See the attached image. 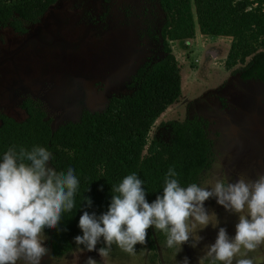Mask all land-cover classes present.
<instances>
[{
  "label": "rangeland",
  "instance_id": "obj_1",
  "mask_svg": "<svg viewBox=\"0 0 264 264\" xmlns=\"http://www.w3.org/2000/svg\"><path fill=\"white\" fill-rule=\"evenodd\" d=\"M164 22L157 0H60L39 23L27 26L26 34L0 29V113L22 121L26 113L21 104L29 99L45 110L55 129L77 121L83 111L102 112L112 97L133 92L128 84L138 67L163 57L160 33ZM230 42L231 38L198 34L170 43L180 67L182 92L148 136V142L164 138L167 133L162 124L169 121L205 119L212 157L210 168L199 178L200 185L213 174L230 182L240 175L255 179L264 174V85L242 81L225 70ZM205 207L210 213L215 211L220 223L198 232L203 240L196 248L184 244L182 250L174 247L169 252L158 244V259L151 262L145 245L137 244L129 254L113 244L103 260L98 250L79 248L54 257L46 239L44 247L50 254L41 264H86L88 257L97 264H181L185 257L189 264H199L219 227L234 237L238 223V216L215 198L206 201ZM248 256L254 264H264V245Z\"/></svg>",
  "mask_w": 264,
  "mask_h": 264
},
{
  "label": "trees",
  "instance_id": "obj_2",
  "mask_svg": "<svg viewBox=\"0 0 264 264\" xmlns=\"http://www.w3.org/2000/svg\"><path fill=\"white\" fill-rule=\"evenodd\" d=\"M60 0H0V29L26 34L27 26L37 24ZM165 14L161 30L163 57L144 63L136 71L133 93L109 99L102 112L83 111L77 121H68L55 130L45 110L32 100L21 104L26 118L17 121L0 114V160L15 146L29 151L33 146L47 148L53 158L48 166L57 172L73 168L80 181L76 207L63 214L58 229H45L50 251L62 257L82 236L79 219L84 211L97 216L111 203L112 187L132 173L144 181L146 198L153 202L162 195L164 177L174 167L183 186L198 183L211 166L212 142L207 122L196 116L162 124L168 141L149 133L165 110L181 96L182 77L170 43L192 39L196 25L202 35L230 37L224 68L242 81L264 85V0H157ZM145 152V154H144ZM102 188V190H101ZM85 198L92 201L88 206ZM167 251L166 236L155 228L148 230L149 260L158 259L157 246ZM106 246L101 239L97 245Z\"/></svg>",
  "mask_w": 264,
  "mask_h": 264
},
{
  "label": "clouds",
  "instance_id": "obj_3",
  "mask_svg": "<svg viewBox=\"0 0 264 264\" xmlns=\"http://www.w3.org/2000/svg\"><path fill=\"white\" fill-rule=\"evenodd\" d=\"M53 154L45 147H10L0 160V264H41L49 255L44 247L45 229H58L63 214L76 207L80 181L73 168L57 172L49 167ZM174 167L164 177L162 195L149 203L144 181L137 174L125 176L112 187L108 210L97 216L84 211L79 219L82 236L77 246L88 252L98 249L104 260L115 244L124 252L134 253L136 245H146L148 230L155 228L166 236L167 247L190 244L196 248L203 240L198 232L209 225L219 226L215 211L205 202L215 198L227 212L238 216L235 235L219 227L214 243L206 245L199 264H254L248 253L264 245V174L255 179L240 175L230 182L213 174L203 185L183 186ZM102 190V188H101ZM89 207L92 201L85 198ZM86 264H97L88 257ZM181 264H189L185 257Z\"/></svg>",
  "mask_w": 264,
  "mask_h": 264
},
{
  "label": "flooded vegetation",
  "instance_id": "obj_4",
  "mask_svg": "<svg viewBox=\"0 0 264 264\" xmlns=\"http://www.w3.org/2000/svg\"><path fill=\"white\" fill-rule=\"evenodd\" d=\"M105 2H106V0H105ZM47 13V12H46ZM39 23V22H38ZM6 28H8V27H6ZM6 28H1V29H6ZM10 29V28H9ZM162 30V29H161ZM13 32V31H12ZM160 38H161V33H160ZM161 45H162V43H161ZM159 61V60H158ZM145 63H147V62H145ZM150 63V62H149ZM144 64V63H143ZM142 64V65H143ZM141 65V66H142ZM140 66V67H141ZM139 68V67H138ZM137 68V69H138ZM137 71V70H136ZM136 71H135V74H136ZM135 74L132 76V78H131V81L129 82V84H128V87L130 88V89H132L133 91H134V89L131 87V84L133 83V77L135 76ZM233 76V75H232ZM238 77V76H237ZM245 82H247V81H245ZM133 93V92H132ZM131 93V94H132ZM126 96H128V95H126ZM124 97V96H123ZM117 98H121V97H117ZM0 114H3V113H0ZM194 117V116H193ZM196 117H198V116H196ZM190 118H192V117H190ZM198 118H200V117H198ZM187 119V118H186ZM201 119H203V118H201ZM203 120H205V119H203ZM184 121V120H183ZM206 121V120H205ZM169 122H171V121H169ZM181 122V121H180ZM207 122V121H206ZM166 123H168V122H166ZM207 125H208V123H207ZM165 128V127H164ZM165 130H166V133L167 134H165V136H164V138L163 137H154V138H159V139H161V140H163V141H168V139H169V131L167 130V128H165ZM206 133H207V129H206ZM208 136V135H207ZM166 137V138H165ZM211 141V140H210ZM212 157V156H211Z\"/></svg>",
  "mask_w": 264,
  "mask_h": 264
},
{
  "label": "crops",
  "instance_id": "obj_5",
  "mask_svg": "<svg viewBox=\"0 0 264 264\" xmlns=\"http://www.w3.org/2000/svg\"><path fill=\"white\" fill-rule=\"evenodd\" d=\"M200 35V36H204V37H209V36H205V35H202L200 32H199V29H198V27H196V29H195V35ZM219 37H224V36H219ZM218 37V38H219ZM226 38H230V37H226ZM201 43V42H200ZM231 43V42H230ZM230 47V46H229ZM228 52V51H227Z\"/></svg>",
  "mask_w": 264,
  "mask_h": 264
},
{
  "label": "water",
  "instance_id": "obj_6",
  "mask_svg": "<svg viewBox=\"0 0 264 264\" xmlns=\"http://www.w3.org/2000/svg\"><path fill=\"white\" fill-rule=\"evenodd\" d=\"M8 116V115H7ZM10 117V116H9ZM56 129V128H55ZM55 129H53V130H55Z\"/></svg>",
  "mask_w": 264,
  "mask_h": 264
}]
</instances>
